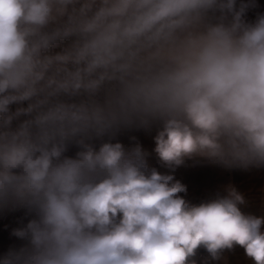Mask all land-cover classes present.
Here are the masks:
<instances>
[{"label": "clouds", "instance_id": "1", "mask_svg": "<svg viewBox=\"0 0 264 264\" xmlns=\"http://www.w3.org/2000/svg\"><path fill=\"white\" fill-rule=\"evenodd\" d=\"M257 8L0 0V209L32 217L0 264H198L200 249L209 264L236 247L264 264V215L245 213L242 193L229 185L193 205L172 174L200 160L264 169ZM153 128L169 173L135 136L117 139Z\"/></svg>", "mask_w": 264, "mask_h": 264}, {"label": "crops", "instance_id": "2", "mask_svg": "<svg viewBox=\"0 0 264 264\" xmlns=\"http://www.w3.org/2000/svg\"><path fill=\"white\" fill-rule=\"evenodd\" d=\"M257 9L248 13L249 19H254L257 12H264V0H256ZM59 50V49H56ZM26 106V103H25ZM15 105H13V109ZM156 135V129L145 130H126L122 131L117 139L129 146L132 141L131 137L135 136L139 143L149 151L150 163L156 167L161 173H169L170 170L162 167L152 151L155 147L153 137ZM75 147L69 149L68 155H74ZM176 180H180L182 176H192L196 182L195 186H190L187 193L190 204L198 205L201 202L215 198L218 194H223L227 186H234L240 193L245 196L246 203L242 206V210L247 214L257 216L264 215V169H226L220 165H213L207 161L199 162L186 161V163L178 167L172 173ZM186 200L185 196L182 195ZM15 211L7 212L0 221V255L11 247H18L24 242L12 235L15 228L25 226L32 218L26 212L18 218L14 214ZM208 257V253L204 249H200L197 255L198 264ZM209 264H250L245 257L243 249L236 247L232 251L224 253V259L220 261H209Z\"/></svg>", "mask_w": 264, "mask_h": 264}, {"label": "rangeland", "instance_id": "3", "mask_svg": "<svg viewBox=\"0 0 264 264\" xmlns=\"http://www.w3.org/2000/svg\"><path fill=\"white\" fill-rule=\"evenodd\" d=\"M193 177L192 176H187V175H184L181 177V179L179 180L181 183H183L184 185H186V188H187V191L185 193H180L179 195H184L185 198H186V201L189 202V200L187 199L188 196H187V193L189 191L188 188H190V186H195L196 185V182L195 180H192ZM18 209H15V210H12V209H0V221L2 219V217L7 213V212H10V211H17Z\"/></svg>", "mask_w": 264, "mask_h": 264}, {"label": "trees", "instance_id": "4", "mask_svg": "<svg viewBox=\"0 0 264 264\" xmlns=\"http://www.w3.org/2000/svg\"><path fill=\"white\" fill-rule=\"evenodd\" d=\"M24 212H25L24 209H18L17 211L14 212V214L16 217L20 218Z\"/></svg>", "mask_w": 264, "mask_h": 264}]
</instances>
